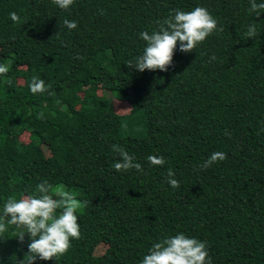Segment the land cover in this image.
I'll list each match as a JSON object with an SVG mask.
<instances>
[{"label":"trees","instance_id":"obj_1","mask_svg":"<svg viewBox=\"0 0 264 264\" xmlns=\"http://www.w3.org/2000/svg\"><path fill=\"white\" fill-rule=\"evenodd\" d=\"M197 7L222 31L191 53L178 42L165 72L128 68L146 47L141 32ZM249 7V0H74L62 10L52 0H0V45L12 43L0 57L12 80L0 76V208L9 197L37 195L44 181L87 202L77 212L80 238L63 256L35 264H142L154 243L177 233L206 242L212 264H264V13ZM65 19L77 28L69 31ZM252 24L258 35L246 39ZM34 75L55 95H33ZM114 98L130 112L117 114ZM140 111L146 131L138 135ZM47 128L50 157L40 147ZM113 144L143 171L117 172ZM217 151L227 158L201 169ZM150 155L165 164L150 166ZM12 232L0 239V264L13 256L18 264L28 251L29 237L20 243ZM100 243L108 248L96 257Z\"/></svg>","mask_w":264,"mask_h":264},{"label":"clouds","instance_id":"obj_2","mask_svg":"<svg viewBox=\"0 0 264 264\" xmlns=\"http://www.w3.org/2000/svg\"><path fill=\"white\" fill-rule=\"evenodd\" d=\"M52 3L62 10H68L74 0H52ZM249 4V12L255 13L257 17L264 13V2L249 0ZM9 17L14 23H21L19 15L15 12L10 13ZM217 23L206 8L197 7L189 12L177 9L163 21H158L159 27L151 34L147 31L139 34L146 47L142 55L136 57L134 61H127L126 65L129 69L134 68L141 73L145 70L165 72L172 64L178 42L180 52L191 53L215 31H222L217 28ZM63 24L69 31L77 28L75 21L65 19ZM257 35L255 24L249 25L244 33L246 39H254ZM8 72V65L0 64V76L5 77V82L11 86L12 80L7 77ZM29 89L33 95L45 93L49 96L55 95L51 86L46 85L45 81L36 75L32 76ZM37 118L43 120L44 114L40 113ZM111 147L113 152L119 155V161L113 164L117 172H127L132 169L143 171L141 164L135 162L136 158L125 148L119 144H113ZM226 158V153L214 152L202 162L200 168L208 169ZM146 159L153 167H162L165 164L162 156L150 155ZM167 175V183L173 189H177L179 182L175 179L174 171L168 169ZM36 193L37 195H25L19 200L9 197L0 208V239H5L9 228L13 229L12 236L20 243L24 242L25 236L30 239L28 251L18 264H35L38 259L54 260L67 253L72 240L80 238L77 212L85 208L87 202L78 200L63 186L54 188L47 181L36 186ZM12 260L13 264H16L15 256ZM142 264H212V261L209 258L206 242L177 233L175 236L154 243L149 253L144 256Z\"/></svg>","mask_w":264,"mask_h":264},{"label":"rangeland","instance_id":"obj_3","mask_svg":"<svg viewBox=\"0 0 264 264\" xmlns=\"http://www.w3.org/2000/svg\"><path fill=\"white\" fill-rule=\"evenodd\" d=\"M12 48V43H8L7 45L5 46H2L0 45V57L2 56L3 52L5 51H10ZM19 83L22 84V81L19 80ZM98 95L99 96H105V97H111L110 93L106 92V91H102V90H99L98 91ZM82 101H86L87 99V96L85 94H82L81 97ZM113 103H114V109H115V112L119 115H126L130 112V105L126 102H122V101H119L117 99H113ZM144 122H145V115L141 113L138 114V119H137V133L138 135H141L143 133H145L146 129H145V125H144ZM44 140L43 142L41 143V150L44 154L45 157H50L51 156V152H50V144H51V138H52V135H53V131L51 129H45L44 132ZM28 139H29V134L28 133H24L20 140L24 143H27L28 142ZM54 198L55 195H54ZM108 246L103 244V243H100L99 245H97L94 249V256L96 257H99L101 255H103L105 253V251L107 250Z\"/></svg>","mask_w":264,"mask_h":264}]
</instances>
